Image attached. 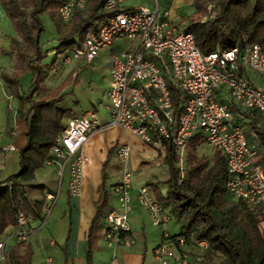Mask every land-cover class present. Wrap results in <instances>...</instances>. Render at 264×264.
Returning a JSON list of instances; mask_svg holds the SVG:
<instances>
[{
	"label": "built area",
	"instance_id": "obj_1",
	"mask_svg": "<svg viewBox=\"0 0 264 264\" xmlns=\"http://www.w3.org/2000/svg\"><path fill=\"white\" fill-rule=\"evenodd\" d=\"M124 1L104 0L106 16L63 59L64 63L74 60L90 63L99 49L112 46L116 40H126V48L116 50L110 60L106 88L109 119L101 123L94 111L67 117L45 164L56 165L60 178L66 172L68 192L78 195L89 161L84 145L90 134L103 125L128 130L147 145L166 141L182 157L186 156L189 141L200 134L201 146L224 158L226 190L231 199L262 210L260 228L264 233V151L257 134L258 130L264 134L261 46L257 42L235 43L203 54L188 30L189 21L182 17L172 19L168 6L161 9L160 0H154L153 9L147 6L126 9L122 6ZM87 4L88 0H62L57 10L61 22L68 25L74 12L85 10ZM218 11V6L207 3L199 21L214 18ZM247 70L260 76L261 87L251 80ZM2 149L4 158L16 151L12 144ZM114 149L125 165L114 186L118 208L103 217L100 230L101 238L112 250L109 264H122L121 249L135 243L129 226L133 171L126 165L129 145L117 144ZM135 200L154 225L160 226L172 217L147 185L138 188ZM33 220L32 215L18 214L15 225L18 241L26 240ZM194 243L182 234L163 233L151 253L160 264H169L175 258L178 264H191L193 260H201L207 248L204 240ZM184 245L198 246L201 251L194 258L177 256L176 249ZM8 251L1 240L0 264H9ZM43 264L56 263L47 256Z\"/></svg>",
	"mask_w": 264,
	"mask_h": 264
},
{
	"label": "trees",
	"instance_id": "obj_2",
	"mask_svg": "<svg viewBox=\"0 0 264 264\" xmlns=\"http://www.w3.org/2000/svg\"><path fill=\"white\" fill-rule=\"evenodd\" d=\"M27 1L28 4L23 5L19 0H0L22 40L21 48L12 47V51H15L13 71L2 73L1 77L12 89L11 95L19 102L18 112L23 114L27 124L28 138L26 145L18 153L20 169L0 180V234L7 226L17 224L19 213L32 215L34 219L40 217L43 200L35 204L29 196V186L20 177L24 173H34L45 165L50 158L49 149L64 126V109L57 105L62 101L64 93L56 95L54 90L65 87L68 77L54 90H50L47 96L32 97L17 90V78L25 72H31L32 91L46 88L45 80L55 65L54 59L51 62L46 60L51 52L41 42L44 30L41 15L46 13L56 26L60 39L54 46L56 50H53L66 49L58 60V64L64 65L63 59L69 55V51L81 42L86 32L94 30L107 14L103 11L104 0H88L85 10L74 12L69 31L64 32L57 12L62 0ZM215 5L219 7V11L214 18L201 22L199 18L205 13L204 1L194 0L196 10L187 17L188 30L193 33L203 54L244 42L259 43L264 52V0H217ZM60 50L58 52L62 51ZM76 82L77 80L74 83ZM25 105H28L26 110ZM257 134L264 151V134L259 130ZM201 144L200 134L195 135L188 143L186 177L181 176L176 165L175 148L163 141L169 173L165 182L166 195L161 193L157 184L150 183L152 193L159 202L171 206L170 212L179 221L180 234L187 241H206V252L203 251L205 255L191 264H210L215 257L220 258L219 264H264V233L260 228L262 210L244 202L235 203L231 199L226 190L227 172L223 156L214 152L213 163L209 165L206 159L197 155ZM103 178L105 180V174ZM104 180L100 188L101 201L87 232L86 264H93L97 232L103 217L111 211L109 198L112 191L105 187ZM225 195L234 205L225 204ZM32 256L31 244L20 240L9 249L8 262L31 264Z\"/></svg>",
	"mask_w": 264,
	"mask_h": 264
},
{
	"label": "crops",
	"instance_id": "obj_3",
	"mask_svg": "<svg viewBox=\"0 0 264 264\" xmlns=\"http://www.w3.org/2000/svg\"><path fill=\"white\" fill-rule=\"evenodd\" d=\"M172 2V4H168L167 0H164L161 9L168 6L170 17L175 20L179 16H177L176 11L180 4ZM122 6L124 8V4ZM138 6L150 7L149 4L140 3L137 4ZM12 40L21 39L18 37L0 2V66H3L1 68L3 72L1 73H9L14 69L15 51H12ZM73 62L76 63L77 61L74 60L71 63ZM64 65L69 66V63ZM1 73L0 180L20 169L18 153L28 140L27 124L23 116L19 115L17 98L14 96L2 98L1 82H3V79ZM45 84L49 90L57 87L60 83H56L54 77H48ZM61 89L62 91L59 94L66 93V95L57 105L64 109L62 118L64 123L70 114L74 116L79 113L73 112L66 100L69 96V86ZM27 107L28 105H26ZM69 109L71 110L70 114ZM97 118L101 123H106L109 119L104 116H97ZM121 143L128 144L130 148L127 167L133 173H140L134 176L132 181V202L129 211V226L135 243L130 248L121 249L122 264H160L151 253L152 247L162 239L163 233H168L170 236L180 234L179 221L172 214L171 219L162 225H154L149 214L137 204L135 196L140 186L147 185L150 188V183L157 184L161 193H163L164 188L166 189V181H158L157 173L150 171V167L155 164H166V150L161 143L147 145L132 132L111 124L103 125L94 130L84 145V151L88 154L89 161L84 173L81 191L78 195H70L66 172L60 178L54 164H45L43 167L36 169L34 173L21 175V180L29 186V196L35 204H38L41 199L43 200L40 217L33 220L32 230L27 234L25 240L33 248L31 264H43L47 256L52 257L56 264H86L87 232L101 201L100 188L104 180V174L105 187L112 191L109 206L111 210L118 208L117 196L112 188L119 182L120 173L125 166L115 155L114 147ZM8 144L14 145L16 151L7 153V157L4 158L2 147ZM46 205L49 209L47 212L45 211ZM17 232L18 228L16 226L9 225L0 234V241H4L7 250L18 241ZM177 250V256L184 254L188 258H194L201 251L198 246L191 247L189 245L179 246ZM55 254H58V256ZM111 255L112 250L101 238L99 228L97 247L93 251V264H109ZM177 259H172L169 264H178Z\"/></svg>",
	"mask_w": 264,
	"mask_h": 264
},
{
	"label": "rangeland",
	"instance_id": "obj_4",
	"mask_svg": "<svg viewBox=\"0 0 264 264\" xmlns=\"http://www.w3.org/2000/svg\"><path fill=\"white\" fill-rule=\"evenodd\" d=\"M23 5L28 4L27 0H19ZM204 6L206 9V4H216L217 0H203ZM162 5L164 4V0H160ZM194 0L191 1V3H184L182 5H179V8L177 9L176 13L178 17H182L183 20H187V17L193 13L196 9L193 6ZM149 4L150 8H155V2L154 0H126L124 1V8H136L137 4ZM192 4V5H191ZM177 17V18H178ZM41 19L44 24V30L41 33V42L48 46L50 50L49 57L47 56L46 60L51 62L53 59L55 60L54 68L51 69V74L49 77H54L56 83H61L65 78L68 77V80L65 82V86H69V96L66 99L69 102V108H72V111L78 112L80 115L81 113L87 112V111H94L97 116H104L109 118L108 115V99L106 96V88H107V82L109 78L110 73V60L113 56V53L116 52L118 49H125L126 48V40H116V42L107 48H101L96 53L95 57L93 58L92 62L85 63L83 60H76L77 62H68L69 66H65L63 64H58V60H60L61 54L65 52L61 48H57V51H54V46L57 45V41L60 39L59 34L57 33L56 26L53 23V21L46 15V13H43L41 15ZM72 25V24H71ZM71 25H61V28L64 32H68ZM43 45V46H44ZM15 48H21L22 47V40H14V43H12V47ZM44 46V47H45ZM47 49V50H48ZM54 49V50H53ZM60 50L61 52H58ZM66 64V62H65ZM1 68L3 66H0V73ZM2 74V73H1ZM248 76L251 78V80L259 85L261 87L262 80L260 76L250 70H247ZM30 77L31 72H25L23 75L17 78V90L19 93L32 96V97H41V96H47V93L50 90L53 89H47L42 88V90L39 91H32V88L30 87ZM77 80L76 83H74ZM64 88V87H62ZM54 94L59 95V93L62 91V89L54 90ZM1 92H2V98H6L7 96H12L11 92L12 89L9 87V85L6 82H1ZM66 95V93H64ZM26 109V105L24 107ZM66 110V109H65ZM69 109V114H70ZM20 116H23L22 113L19 112ZM71 116V114H70ZM213 154L209 149L204 148V146H200L197 155L199 158H204L208 161L209 165H212L213 163ZM176 165L180 169L181 176L188 175V166L186 161V156L182 157L177 155V163ZM150 171H155L158 176V181H167L169 178V173L167 169L166 164H155L150 167ZM140 174L139 172L132 173V181L134 176ZM166 184V183H165ZM162 194L166 195V189L164 188L162 190ZM224 200L226 201L225 204L227 206H232L234 203L227 200L226 195L224 196ZM164 205V208L167 210H170L171 206L165 203H162ZM172 212V211H171ZM173 217L176 218L174 213ZM177 219V218H176ZM191 244H194V241H191ZM206 252V250H205ZM205 252L202 253V255H205ZM176 253H178V250L176 249ZM58 256V254H55ZM220 258L215 257L210 264H219ZM60 264V263H58Z\"/></svg>",
	"mask_w": 264,
	"mask_h": 264
},
{
	"label": "bare ground",
	"instance_id": "obj_5",
	"mask_svg": "<svg viewBox=\"0 0 264 264\" xmlns=\"http://www.w3.org/2000/svg\"><path fill=\"white\" fill-rule=\"evenodd\" d=\"M175 4H184V3H191L192 0H173ZM177 20V18L175 19ZM2 117V110L0 109V118Z\"/></svg>",
	"mask_w": 264,
	"mask_h": 264
}]
</instances>
